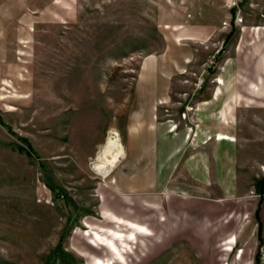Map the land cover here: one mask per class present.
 Segmentation results:
<instances>
[{
    "label": "rangeland",
    "instance_id": "rangeland-1",
    "mask_svg": "<svg viewBox=\"0 0 264 264\" xmlns=\"http://www.w3.org/2000/svg\"><path fill=\"white\" fill-rule=\"evenodd\" d=\"M261 25L264 0H0V264H250L245 216L223 239L213 203L181 193L185 158L221 130L227 202L259 199ZM113 130L126 155L110 170L97 158Z\"/></svg>",
    "mask_w": 264,
    "mask_h": 264
},
{
    "label": "crops",
    "instance_id": "crops-1",
    "mask_svg": "<svg viewBox=\"0 0 264 264\" xmlns=\"http://www.w3.org/2000/svg\"><path fill=\"white\" fill-rule=\"evenodd\" d=\"M264 26V25H261ZM221 82L222 79H220ZM255 86V90L260 91L259 87L257 85ZM219 93H216L213 95V98H217ZM153 96V95H152ZM257 98H259L257 96ZM264 98V97H261ZM152 99V98H151ZM224 110V108H222ZM223 111L221 110V116ZM224 118L222 119L224 122H227V117H226V112H224ZM206 130H203L205 132ZM170 132V131H168ZM217 133L220 132L218 135L219 138L214 137V140H212L211 136L208 138L206 136H203V139H201L196 145H194L195 150H193L186 158L184 163L186 164V168L188 171L189 176L193 179V183L190 184V187L187 189L183 190L181 193V196H194V197H201L207 200H210L216 209V211H219L220 214V221L223 223V239L228 238V235L231 231H233V228L237 226V217L235 216L237 213H241L242 216H245L246 222H242L243 226L250 227L252 229L251 236L255 235L256 240L259 242H264V197L262 198V202L260 203L258 214H255V208L257 206V202L254 204V201H251L252 206L247 209L243 210L240 205L234 206L229 199L234 198L237 196V185L234 183V181H226V178L230 179L229 176L232 177L233 179V166L232 168L224 167L223 166V159L226 158H233L234 157V151L232 150V147L226 146V141L227 139L233 140L227 132H223L221 130L216 131ZM188 141V140H187ZM185 139L177 140L173 146L171 147L174 152L181 146L185 145ZM211 142L214 143L216 146H219V150L212 151L211 149ZM188 143V142H187ZM226 144V145H225ZM155 146V145H154ZM153 142L151 143H146V145H142L140 148L144 150L146 148L147 153H150V149H153ZM228 148L227 150H221L223 148ZM125 148V147H124ZM226 148V149H227ZM225 151V152H224ZM218 154V155H217ZM125 155H126V149H125ZM210 159L213 161V166L210 163ZM150 163L153 162V160H149ZM264 170V169H263ZM124 171V168L121 169V174ZM232 173V175H231ZM121 174H117L118 177ZM230 174V175H229ZM166 189L163 191L165 198L167 196H170V199L174 197V194H179L175 193L173 189H171L170 185L165 186ZM215 188H218V192L215 190ZM193 191V192H192ZM259 195V193H257ZM180 195V194H179ZM255 194L251 195L254 196ZM264 195V192H263ZM250 203V202H249ZM107 210V209H104ZM110 212V219H107L109 222L111 220L112 223L117 224V222L113 220V217L123 219L124 221L127 222H133L134 224H137L139 226H143L147 228L150 231L151 230L146 227L145 223L139 222L137 220L131 219L130 217H125L118 215L112 211L107 210ZM235 216V217H233ZM235 218V222L228 223L230 218ZM234 220V219H233ZM242 220V217L240 218ZM136 221V222H135ZM244 221V220H242ZM139 222V223H137ZM258 223L260 225V232L258 233ZM145 224V225H143ZM236 233V232H235ZM235 237V236H232ZM230 237L229 240H232ZM236 239V237H235ZM234 243V244H233ZM233 245V248L236 245V241L233 242H226L225 245ZM227 251V250H225ZM230 252V251H228Z\"/></svg>",
    "mask_w": 264,
    "mask_h": 264
},
{
    "label": "bare ground",
    "instance_id": "bare-ground-1",
    "mask_svg": "<svg viewBox=\"0 0 264 264\" xmlns=\"http://www.w3.org/2000/svg\"><path fill=\"white\" fill-rule=\"evenodd\" d=\"M255 87V86H254ZM107 150L110 152L111 154V158H106L103 155L99 154L98 155V161L101 164V166H103L106 169H110V170H114L117 165L119 164V161L122 157L125 156V152L123 150V144H122V140H121V136L120 133L116 130H113L110 134V136L108 137V141H107ZM109 157V156H107ZM233 240V242L235 241V237L231 238ZM232 240H230V242H232ZM233 245H227V250H231ZM114 252L118 253L117 250L115 248H113ZM242 250L240 251V255H241ZM240 257V256H239ZM238 257V258H239ZM105 264V263H102Z\"/></svg>",
    "mask_w": 264,
    "mask_h": 264
},
{
    "label": "trees",
    "instance_id": "trees-1",
    "mask_svg": "<svg viewBox=\"0 0 264 264\" xmlns=\"http://www.w3.org/2000/svg\"><path fill=\"white\" fill-rule=\"evenodd\" d=\"M232 29H230V31H228V33L226 34V36H225V38H224V40H223V42H225L226 41V38H227V36H229L230 34H231V31ZM222 51H223V47H221L218 51H217V53L218 54H221L222 53ZM23 140H25V143H26V146H23V145H16L17 146V148L19 149V150H24L28 155L30 154H32L34 151H33V148L30 146V144L27 142V140H26V138H24V137H21ZM49 184V186L51 187V188H54L53 187V185L52 184H50V183H48ZM256 189H257V192L259 193V199H258V201H257V206H256V208H255V214L257 215L258 214V210H259V206H260V203L262 202V198H263V192H264V176L263 177H261L260 179H259V181H258V184L256 185ZM60 191V190H59ZM60 195H65V193H61ZM260 232V225H259V223H258V233Z\"/></svg>",
    "mask_w": 264,
    "mask_h": 264
},
{
    "label": "built area",
    "instance_id": "built-area-1",
    "mask_svg": "<svg viewBox=\"0 0 264 264\" xmlns=\"http://www.w3.org/2000/svg\"><path fill=\"white\" fill-rule=\"evenodd\" d=\"M255 245L249 262L250 264H264V242L256 241Z\"/></svg>",
    "mask_w": 264,
    "mask_h": 264
}]
</instances>
